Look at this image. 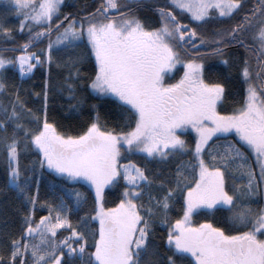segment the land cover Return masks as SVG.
Wrapping results in <instances>:
<instances>
[{"label": "snow or ice", "instance_id": "snow-or-ice-1", "mask_svg": "<svg viewBox=\"0 0 264 264\" xmlns=\"http://www.w3.org/2000/svg\"><path fill=\"white\" fill-rule=\"evenodd\" d=\"M248 2L167 0L168 8L156 9L160 26L149 30L131 10L121 11L126 5L120 0H102L94 13L79 19L62 14L65 0H8L17 15L23 17L20 30L28 28L29 39L19 48L11 49L21 52L14 58L6 57L4 52L8 50L0 48V93L6 90L4 72L8 68H16L24 77L38 66L51 64L54 48L85 44L88 59L94 57V75L84 77L91 81L87 89L125 109L129 114L125 126L129 130L120 134L102 130L97 115L82 134L64 135L48 122L46 112L41 121L32 109L25 108L18 93L10 111L0 103V150L6 152L9 189L23 194L35 205L36 197L28 192L39 169L69 183L84 182L95 192L94 215L81 217L78 226L74 227L69 220L70 209L62 198L56 205H48V215L41 216L39 222H34L31 214L26 215L23 235L10 241V255L7 260L0 256V264H29L28 258L32 264H75L86 254V264H144L152 243V227L141 212L148 216L156 213L137 201L143 198L145 188L156 181L146 175L145 168L131 162L121 164L123 152L142 153L146 160L166 162L170 156L188 151L192 153V162L177 165L174 187H167L159 199L149 195V202L154 201L155 208L163 213L161 224L168 225L167 245L172 255L167 257V264H177L186 256L191 257L187 264H264V207L251 206L264 201V0H255L251 7H246ZM169 8L187 13L197 24L213 18V12L221 18L239 17L230 28L217 29L211 43L224 47L234 43L255 53L259 68L255 75L261 82L253 84V70L246 59L241 74L247 94L242 106L232 114L221 115L217 111L225 88L221 83H206L204 66L197 62L198 49L209 41L201 38L196 28L181 23ZM113 11L116 15H110ZM54 20L58 22L53 27ZM33 25L42 30L33 32ZM53 31L56 40L49 39L45 59L29 51L33 41L43 36L50 38ZM0 35L12 37L11 30L2 23ZM181 50H195L197 55L185 62ZM223 53L224 48L218 46L210 54ZM78 62L79 59L73 64ZM221 62L229 63L227 59ZM177 64H183V76L175 83H165V76ZM68 90L70 94L75 91L72 85H68ZM44 98L46 109L47 84ZM70 99L77 97L70 95ZM80 103L77 100L72 109L78 110ZM24 113L34 127L21 122ZM189 126L196 133L195 147L191 150L178 134ZM232 132L239 138L236 143L240 147L232 142L222 152L208 147L213 137L219 139ZM245 147L259 163V180L254 171L246 169L248 156L242 151ZM28 151L38 159L22 166L21 152ZM233 171L239 172L241 179L246 176L247 182L241 185L233 182L230 194L225 174ZM121 180L124 183L119 202L114 207H105V189L119 186ZM36 183L38 186L39 182ZM160 187H165L163 181ZM68 194L75 196L79 208L83 202L81 193L70 190ZM178 194L183 215L172 224L167 213ZM221 209L233 213L228 218L227 230L208 222L193 225L194 214ZM92 222H98V229L89 227ZM60 229H67L69 234L57 239ZM89 248L94 251H88Z\"/></svg>", "mask_w": 264, "mask_h": 264}, {"label": "trees", "instance_id": "trees-1", "mask_svg": "<svg viewBox=\"0 0 264 264\" xmlns=\"http://www.w3.org/2000/svg\"><path fill=\"white\" fill-rule=\"evenodd\" d=\"M122 5L121 11L128 12L131 10L133 14L138 16L145 24L146 28L152 29L160 26L159 15L156 11L157 8H168L167 0H120ZM255 0H249L246 7H251ZM102 0H65V6L62 7L61 12L64 15L71 14V16L79 19L94 13L100 6ZM177 18L183 24H189L190 27L196 28L199 36L207 41L208 44L200 47L198 52L200 58L197 62L203 64V78L206 83H221L225 91L223 93V99L219 105H217V111L221 115L232 114L234 109L242 106L244 98L246 97V87L244 83L241 68L244 61L247 59L251 69L253 70L252 82L254 85H259L261 82L257 80L255 73L259 71L257 67L256 54L250 51H246L245 48L240 47L234 43H228L227 47L224 45H215L211 41L215 38L214 33L217 29L223 30L230 28L236 24L239 17L229 19L221 18L213 12L211 19L204 24H197L191 21L190 16L187 13H180L178 9H171ZM110 15H116L113 11ZM23 19L22 16H18L16 10L11 7L8 0H0V23L5 28L11 30L12 37L7 39L0 35V48L7 49L5 51L9 58L18 56L20 51H11V49L19 48L22 44L29 39V30L25 28L20 30V22ZM63 20V15L60 17ZM58 21H53V27ZM67 22H65V26ZM62 29V28H61ZM42 29L32 26L33 32L41 31ZM56 32L53 31L51 37L43 36L38 41H33L34 46L29 49L31 52H36L41 55V59H45L48 53L49 39L55 41ZM197 43L199 41L197 40ZM227 43V41H226ZM249 46L252 45V41H248ZM223 47L224 53L222 56L211 55L214 47ZM89 49L85 44H78L76 46H69L67 48L59 47L54 48L52 51L51 64L45 63L43 66L35 68L33 74L29 77H21L16 68H8L4 72L6 90L0 93V103L11 110L12 103L15 102L17 93L21 101L24 102L25 108L32 109L33 113L41 117V121L47 115L48 122L55 125L57 131L60 134L77 136L86 131L87 127L91 125L97 119L99 115V124L102 130L107 129L114 132V134H120L121 132L128 131L126 122L129 119V114L123 108H121L112 99H100L94 96L86 85L90 84V80L84 79V77L94 75L92 68L94 64V57L88 59ZM197 55L195 50L184 51L181 50V56L185 59H191ZM79 59L78 63L73 64V61ZM227 59L228 65H224L221 61ZM183 68L178 67L173 75H166L165 83H175L183 73ZM264 79V77H262ZM47 84V106L45 109V85ZM68 85H72L74 93L69 92ZM70 95H75L76 100L70 99ZM77 100L82 103L77 105L78 110H73L72 105L77 104ZM92 105L96 107L93 108ZM19 110V109H18ZM30 117L27 113L22 115V123L29 127L34 125L29 124ZM134 126V124L132 125ZM12 127L9 126L8 134L11 135ZM22 136L23 133H20ZM182 139L186 141L188 149H194L196 135L192 132H182ZM239 138L234 132L225 134L217 139L213 137L209 142L210 148L214 151H224L228 142L236 143ZM237 147H240L239 143H236ZM23 144H21V148ZM242 151L248 156L246 169L250 168L257 175L259 180V165L255 160L254 154H252L246 147L242 148ZM124 163H134L141 168L146 169V175L155 179V183L150 188H145V194L138 203H143L145 208H153L156 213L153 216H148L142 210L141 214L148 219L152 227V243L150 246V252L144 256V264H167V257L172 255V251L167 245V233L168 225L161 224L163 219V213L155 208V202H149V195L159 199L164 195L167 187H174L175 173L177 165H187L192 162V153L188 151L186 154L176 153L166 161L160 162L158 160L145 159V154L123 152ZM21 165H30L33 160L38 159L35 153L21 152ZM205 159H208L205 154ZM185 175L191 179L189 172L185 171ZM39 182L38 186L36 182ZM163 181L165 187H160V182ZM226 190H231L233 182L236 185H241L247 182V177L241 179L240 173L233 171L232 173L225 174ZM123 181L121 180L119 186L109 187L105 189V207H114L119 202V195L123 191ZM55 185V188H53ZM74 190L81 193L83 202L77 208L75 203V196L69 195V191ZM230 194L231 191H230ZM28 195L36 197V204L33 205L25 199L23 194H20L8 187V167L6 152L0 150V256H3L5 260L10 255V241L12 239H19L26 227L24 217L31 214L34 222H39L41 216L48 215V205H56L62 198L68 209V218L72 222L73 226H78L81 217L87 215H94L92 211L94 208V189L88 185L80 183H69L62 178L57 177L55 174H49L48 172L41 173L37 169L33 175L32 182L29 187ZM253 208L264 207V201L259 205L252 204ZM232 212L226 209H221L215 212H208L207 210H201L199 213L193 215V225L201 223H212L216 227L225 228L230 225L229 217L232 216ZM54 215V213H53ZM183 215L182 200L178 194L172 206L170 207L167 216L171 223L174 224L176 219H180ZM98 223L92 222L90 224L91 229H98ZM67 229L58 230L57 239L68 235ZM91 242V237H89ZM88 251H94V248H89ZM155 252V255L152 254ZM191 257H185L177 261V264H187V260ZM29 264H32L31 259L28 258ZM87 254L83 260H77L75 264H86Z\"/></svg>", "mask_w": 264, "mask_h": 264}, {"label": "rangeland", "instance_id": "rangeland-1", "mask_svg": "<svg viewBox=\"0 0 264 264\" xmlns=\"http://www.w3.org/2000/svg\"><path fill=\"white\" fill-rule=\"evenodd\" d=\"M66 26H67V25H66ZM149 30H150V29H149ZM61 31H63V29H61ZM54 39L56 40V34H55ZM20 54H21V53H20ZM20 54H19V55H20ZM4 55H5L6 57H8V56L6 55L5 52H4ZM19 55H18V56H19ZM8 58H9V57H8ZM181 58H182L185 62H187V60H188V59H185V58L182 57V56H181ZM178 67H182L183 70H184V66H183V64H177L176 67H175L171 72H169L167 75H173ZM34 70H35V69H34ZM34 70H33L31 73L25 75L24 77H29V76H31V75L33 74ZM183 74H184V71H183V73H182V76H183ZM19 75H20V74H19ZM165 77H166V76H165ZM179 79H180V78H179ZM179 79H178V80H179ZM222 99H223V95H222L221 100L218 101L217 105H219V104L221 103ZM182 132H192V133H194V134L196 135L195 131H194L190 126H189L188 128H186V129H184V130L178 132V134L181 135ZM181 139H182V136H181ZM254 156H255V155H254ZM123 157H124V155H123ZM122 160H123V159H121V161H120L121 164H127V163H124ZM255 160L257 161L256 157H255ZM257 165H259L258 162H257ZM259 171H260V168H259ZM82 183H84V182H82ZM84 184H86V183H84ZM86 185H87V184H86ZM262 187H264V185H262ZM192 219H193V216H192ZM97 223H98V222H97ZM192 223H193V222H192Z\"/></svg>", "mask_w": 264, "mask_h": 264}]
</instances>
